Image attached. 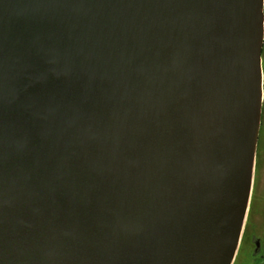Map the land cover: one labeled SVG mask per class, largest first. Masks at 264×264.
<instances>
[{"label":"water","instance_id":"1","mask_svg":"<svg viewBox=\"0 0 264 264\" xmlns=\"http://www.w3.org/2000/svg\"><path fill=\"white\" fill-rule=\"evenodd\" d=\"M263 3L0 0V264H233Z\"/></svg>","mask_w":264,"mask_h":264},{"label":"rangeland","instance_id":"2","mask_svg":"<svg viewBox=\"0 0 264 264\" xmlns=\"http://www.w3.org/2000/svg\"><path fill=\"white\" fill-rule=\"evenodd\" d=\"M261 66L263 73V101L255 159L258 169L257 180L254 192L252 182V193L248 213L240 245L233 264H264V260L261 262L259 258L254 257L255 247L253 243V239H258L260 241V255L264 256V49L261 54Z\"/></svg>","mask_w":264,"mask_h":264},{"label":"flooded vegetation","instance_id":"3","mask_svg":"<svg viewBox=\"0 0 264 264\" xmlns=\"http://www.w3.org/2000/svg\"><path fill=\"white\" fill-rule=\"evenodd\" d=\"M263 14H264V3H263ZM263 49H264V37H263V45H262V52H261V54L263 53ZM257 165H256V163H255V166H254V174H253V192H254V187H255V185H256V180H257ZM254 194V193H253ZM253 197V196H252ZM259 243V248H258V250H256V248H254V257H257V258H259V260L261 261V262H263V260H264V256H261L260 255V251H261V247H260V241L258 240V239H253V243H254V247H255V244L256 243Z\"/></svg>","mask_w":264,"mask_h":264},{"label":"bare ground","instance_id":"4","mask_svg":"<svg viewBox=\"0 0 264 264\" xmlns=\"http://www.w3.org/2000/svg\"><path fill=\"white\" fill-rule=\"evenodd\" d=\"M251 193H252V189H251ZM250 198H251V194H250ZM249 204H250V200H249ZM249 204H248V207H249ZM247 213H248V210H247ZM247 216V215H246ZM246 221V220H245ZM244 224H245V222H244ZM244 229V228H243ZM243 232V231H242ZM241 237H242V235H241ZM240 241H241V238H240ZM240 245V244H239Z\"/></svg>","mask_w":264,"mask_h":264}]
</instances>
